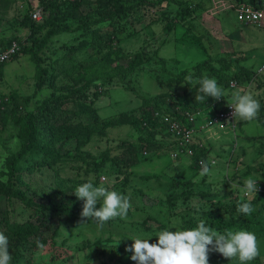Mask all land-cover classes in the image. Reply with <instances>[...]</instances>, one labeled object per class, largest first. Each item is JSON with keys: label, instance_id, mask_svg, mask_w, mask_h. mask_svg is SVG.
I'll return each instance as SVG.
<instances>
[{"label": "rangeland", "instance_id": "obj_1", "mask_svg": "<svg viewBox=\"0 0 264 264\" xmlns=\"http://www.w3.org/2000/svg\"><path fill=\"white\" fill-rule=\"evenodd\" d=\"M211 1L218 3L217 0H168L161 7L149 8L138 22L125 21L126 24L109 41L108 35L114 26L110 24L92 33L91 41L94 44L86 42L83 47L74 49L73 46L80 40L78 35L82 32L80 24L86 20L84 17L93 13L96 7L100 8L99 14L104 16L112 6L111 1L98 6L93 2L88 3L72 11L73 19L68 17L62 20L61 26L66 29L55 33L38 50L44 75L41 87L37 88V72L27 49L33 50L38 43L26 40L32 25L22 17L28 9L38 6L39 0H0V38L15 37L22 41L26 49L0 67V102L5 101L4 105L0 104L2 179L6 177V157L18 148L19 125L15 124L14 119L19 113L27 110L33 112L35 104L52 91L65 93V88L87 83L98 75L116 74L117 66L124 65L135 52L142 50L150 55L149 60L125 75L123 82L118 75H114L109 82L94 88L89 83V90L83 93L87 96L81 94L74 102L69 94L58 105V112L64 115L61 124L66 137L59 152L73 157L57 165L58 176L50 177L47 168L40 172H21L25 174V180L38 187H47L51 181L64 180V183L75 184L76 189L90 181L94 186L117 191L130 197L131 208L126 218L110 219L103 227L91 220L80 223L81 217L64 224H51L42 247L24 245L20 238L0 231L8 238L11 256H18L14 264H137L131 259L132 253L126 251L133 244L132 238L156 242L158 233L164 230L183 231L184 221L193 223L190 229L196 228L198 221L203 220L202 212L212 209L215 200L229 202L232 196L238 198L242 195L245 180L249 177L257 180L258 188L264 190L259 184L264 174L260 166L264 164V72L258 76L254 74L244 87L237 85L230 89V97L224 98L230 100L237 90L251 94L260 104L255 119L249 121L234 116L233 130L227 126L221 131L209 128L198 132L199 138H205L204 141L209 143L207 159L214 160V164L209 166V173L203 178L200 174L202 169L193 167L191 158L183 155L176 159L169 157V146L162 143L165 135L156 136L155 142L158 144L154 152H150L152 155L146 158L141 156L131 165H127L128 159L125 164H111L114 158L128 157V144L137 143L138 133L131 124L133 112L143 97L167 91L165 81L168 77L184 71V80L175 85L176 90L182 92L189 75L193 80L205 75L217 80L223 74L228 77L239 72L236 67L256 70L264 63V25L243 24L235 18L233 10L226 7L211 12ZM184 4H190L191 11L182 17L176 16L174 13ZM151 17H155V20L148 23ZM43 32L44 29H41L36 37L42 36ZM159 58L164 60V64L160 63ZM221 59H229L230 64L226 69L220 67ZM194 85L198 91L194 96L202 95L198 83L189 84ZM92 89L96 95L91 94ZM10 95L15 97L13 104L7 101ZM7 106L15 107L9 109ZM211 110L209 106L202 107L201 117L205 118ZM114 117L117 118L115 125H100ZM259 118L263 119V123ZM91 129L93 133L76 149V131L82 132L76 137L78 140L83 139L85 131ZM103 156L106 157L105 162L95 167ZM144 175L153 177L145 179ZM124 176H129L127 181H124ZM101 177H104L103 181ZM187 177H192L194 182L190 186L189 196L184 198L179 192L189 185L174 186L172 182L181 183L178 179ZM168 193L175 194L171 204L168 200L172 197L167 199ZM15 202L14 211L3 200L0 201V208L5 206L7 213L13 211L11 217H20ZM100 206L101 202H98L97 207ZM252 207L254 211L250 215L240 213L238 207L232 209L229 206L221 207L218 212L225 218L232 213L239 221L237 226L228 230H245L255 234L259 255L246 264H264V197L259 198ZM243 218L248 219L247 226L241 225ZM209 264L241 262L238 258L229 260L218 252H210Z\"/></svg>", "mask_w": 264, "mask_h": 264}, {"label": "trees", "instance_id": "obj_2", "mask_svg": "<svg viewBox=\"0 0 264 264\" xmlns=\"http://www.w3.org/2000/svg\"><path fill=\"white\" fill-rule=\"evenodd\" d=\"M39 0V6L42 9V17L39 21H33L30 19L28 12H24L23 19L27 20L29 25H32V28L29 30L26 40L33 41L38 43L33 50L27 49L30 54V59L35 65V70L37 72L36 77V87H41L43 83L44 70L40 67L41 58L38 56V50L46 43V41L55 33L63 31L66 27L61 26L62 20L65 18H72V11H76L78 8L86 6L88 3H94L96 6L100 4H109L111 1L112 6L108 14L102 16V13L99 14L100 8L96 7L93 10V13L90 12L89 16L84 17L86 20H83V23L80 24V32L78 35L79 42L73 46L74 49L83 47L86 42L94 44L92 39V33H96L97 30H100L102 27H105L110 24L114 25L111 27V31L108 35V41L112 39V36L116 35L119 29L126 22L131 21H140L141 17H144L146 11L154 6L161 7L162 4L168 2V0ZM192 9V8H191ZM190 4L180 5L179 9L174 13L176 16L182 17L184 14L190 12ZM166 15V14H165ZM155 17H151L148 20V23L154 22ZM73 19V18H72ZM39 22V23H38ZM36 23V24H35ZM147 23V24H148ZM35 24V25H34ZM93 25V26H92ZM44 29L43 35L36 37V34H39V31ZM99 38V36H96ZM11 41H15L17 45V51L9 58L15 57L20 51H26L22 45V41L15 38H0V44L2 46H7ZM155 52V51H154ZM228 56V55H227ZM150 55L145 54L142 50L135 52L124 65L117 66V73L108 74L106 76H96L94 79H89L86 83H82L78 86L65 88L64 92H50V94L40 99L35 106L36 112L27 110L23 113H19L15 120V124H18V148L14 152H10L5 160L6 177L4 179L0 178V201L6 202L7 206L10 205V210L14 211V200L16 201V212L20 217H11V214L7 213V210L4 211L5 206L0 208V231H7L11 236L20 238L24 245H42L45 242L47 236V231L51 224L59 225L67 222L73 221L75 218L80 217L82 211L83 201L79 200L74 191L75 184L73 183H64V180H59L58 182H52L47 187H38L31 184L28 180L24 179L25 174H21L23 170H26L28 173L40 172L41 169L47 168L50 170V177L58 176V164L63 163L65 160H70L73 157L68 156L67 153L60 154L59 150L62 149L66 137L64 136L65 129H63L61 119L64 115L61 112H58L57 108L60 103L68 98L67 95H72L74 102L79 99L77 96H80L88 88V84L92 83L94 88L95 86L101 85L103 82H109L114 75H118V79L123 82L124 76L133 71L138 67L143 61L149 60ZM8 59V60H9ZM160 59V63L164 64V60ZM7 60V61H8ZM5 61V62H7ZM220 67L226 69L228 67L229 59H221ZM0 62V67L3 63ZM231 62V61H230ZM236 69L239 72H234V75L226 77L224 74L222 77H218L217 81L222 84H218L224 91V97H230V88L228 86V81L233 79L236 81V84L244 87L248 84L250 78L256 74L254 69L249 67H243ZM107 72V71H106ZM105 72V73H106ZM184 71L181 70L176 76H170L167 78L166 86L167 91L157 93L149 97H143L141 104L133 112V117L131 124H134V128L137 131V143L128 144V157L127 158H114L112 159L111 164L118 165L125 164L126 159L129 160L127 165L133 164L135 160H139L141 156L144 158L148 155H152L154 149H156L157 142H155L157 135L166 134L164 131V126L156 119L152 118V112L154 111H169L172 110L175 106H180L182 108L193 109L198 104H203L201 102L195 101L194 93H197V86H189L185 84L186 88L183 91L178 92L175 85L182 83ZM242 75H241V74ZM257 76L260 74H256ZM99 88V87H98ZM69 89V90H68ZM93 90V89H92ZM92 95H96L95 90L91 91ZM83 96H87L84 94ZM27 99V97H24ZM173 100L168 102V100ZM205 102H210L213 98H206ZM8 102L11 104L15 103V97L10 95L8 97ZM5 102V101H4ZM4 102L0 104L4 105ZM172 102V103H171ZM9 109L13 107L7 106ZM13 120V121H14ZM118 120H120L118 118ZM260 122L263 123V119L259 118ZM117 118H112L107 121H103L100 125L102 127H108L115 125ZM122 122V120H120ZM118 122V123H120ZM145 123V124H143ZM75 138V148L78 149L79 146L88 139L89 135L93 133V130L85 131L83 139L76 137L81 135L82 132L79 130L76 131ZM75 133V132H74ZM66 135V134H65ZM164 139V138H163ZM169 146V142H166L165 139L162 142ZM160 143L159 146L162 144ZM169 146V150H170ZM206 149L196 150L191 157V165L196 169H202L196 162L197 158L206 156ZM134 157V160H133ZM106 157L103 156L97 164L94 166L97 167L105 162ZM263 167L264 173V164L260 165ZM263 179L259 182L260 185L264 187V174ZM145 179L152 178L151 175H144ZM155 176V175H154ZM203 178V176H201ZM102 178V177H101ZM129 176H124V181H127ZM104 180V177L102 181ZM182 182L178 183L177 181L172 182V185L179 186H188L186 189L181 190V196L186 198L190 194V186L194 179L192 177H187L183 179H178ZM139 191H141L139 189ZM142 193V192H141ZM169 197H172L169 199ZM175 194L168 193L167 199L169 203L173 201ZM264 197V192H257L252 195L251 198H244L240 195L238 198H230L229 202L215 200L212 204V209L205 210L202 212L203 221L205 225L210 227L221 234L225 233V230L233 228L239 224V221L232 216V213L225 218L218 210L222 207H231L232 209L237 208L238 204L243 202H249L251 205H255L259 198ZM20 209V212L18 209ZM215 211V212H214ZM241 225L247 226L248 219L243 218ZM184 230L190 229V226L193 224L191 221L183 222ZM195 224V223H194ZM51 228V227H50ZM50 232V229H49ZM17 254L11 256L10 264H14L17 260Z\"/></svg>", "mask_w": 264, "mask_h": 264}, {"label": "clouds", "instance_id": "obj_3", "mask_svg": "<svg viewBox=\"0 0 264 264\" xmlns=\"http://www.w3.org/2000/svg\"><path fill=\"white\" fill-rule=\"evenodd\" d=\"M185 84H199V92L195 101L205 102V97L220 100L224 97L223 89L215 78L204 76L193 80L192 76L186 77ZM229 106L234 110L233 116L244 120L256 118L260 104L249 93L237 90L232 93ZM214 164V161L212 162ZM201 176L209 173V166L201 162ZM248 194L258 192L257 180L249 177L245 180ZM76 197L83 201L80 213L81 222L89 220L98 223L100 227L110 219L126 218L131 208L130 197L117 191H110L104 186H94L92 182L79 185L74 191ZM101 202L98 208L97 203ZM238 211L250 215L254 209L249 202L238 204ZM156 242L149 239L132 238L133 244L126 248L132 253L131 259L137 264H209V253L218 252L223 257L231 260L238 258L241 264L255 259L259 255L257 238L254 233L245 230H225L224 234L207 227L205 221H198L196 228L183 231L164 230L157 235ZM8 238L0 232V264H10L11 254L8 248ZM42 247V245H41Z\"/></svg>", "mask_w": 264, "mask_h": 264}, {"label": "built area", "instance_id": "obj_4", "mask_svg": "<svg viewBox=\"0 0 264 264\" xmlns=\"http://www.w3.org/2000/svg\"><path fill=\"white\" fill-rule=\"evenodd\" d=\"M72 1V0H69ZM223 4H219V2ZM218 3L211 1V12H218L220 8H230L234 12V16L238 21L246 25L260 26L264 25V0H217ZM31 20L39 21L42 17V9L38 6H33L27 10ZM17 45L15 41H11L7 46L0 44V62L7 61L16 51ZM256 74L264 72V63H262L256 70ZM228 86L234 88L237 86L236 81L231 79L228 81ZM225 97L220 100H212L204 102L203 104L196 105L193 109L182 108L175 106L169 111H154L152 118L157 119L163 126L166 134V142H169L170 152L169 157L176 159L178 156L183 155L191 158L196 150L209 149L208 141L199 138L198 132L214 128L217 131L224 130L227 126L234 129V116L233 109L229 106ZM211 107L212 110L205 118L201 117L202 107ZM145 124V123H143ZM208 148V149H207ZM208 151L205 157L197 158L196 162L202 167L201 162H205L208 166L212 165L213 159H207ZM103 179V177H102ZM263 192L259 188L258 192ZM255 193L248 194L246 188L242 192L244 198H251Z\"/></svg>", "mask_w": 264, "mask_h": 264}]
</instances>
